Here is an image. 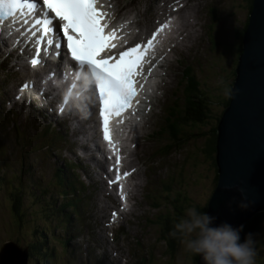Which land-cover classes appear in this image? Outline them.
Masks as SVG:
<instances>
[{"label": "rangeland", "instance_id": "rangeland-1", "mask_svg": "<svg viewBox=\"0 0 264 264\" xmlns=\"http://www.w3.org/2000/svg\"><path fill=\"white\" fill-rule=\"evenodd\" d=\"M135 1L139 0H119L117 12L121 14L134 6ZM196 2L200 3L199 21L191 20L189 28L196 31L194 42L198 51L196 47L182 63L177 62L180 58L176 55L170 58L173 60L171 72L177 75V80L171 79L168 97L164 96L158 105L155 100L146 118V123L150 120V124L139 138L145 143L141 149L145 165H138L141 172L134 176L138 186L142 182L134 199L136 205L131 200L132 211L124 220L120 216L115 223L114 210H109L112 213L107 216L109 226L101 224L100 209L105 204L116 205L104 196L95 173L97 168L88 160L89 153L80 150L83 143L89 147L86 140L93 136V131L86 130V135L74 132L76 124L68 119L56 128L49 113L44 117L36 109L26 107V102L11 105L13 97L9 96L15 95L21 73L19 69L15 74L7 65H11L14 58L4 60L7 48L0 46V249L10 240L25 248L35 238H42L39 232H44L49 244L46 247L55 248L51 264H116L110 252L116 253L118 264H194V256L186 252L181 243L174 252L166 247L162 231L167 218H172L175 206L170 198L178 197L182 205L196 207L204 205L213 190L215 167L202 150L214 124L209 122V126L202 129L206 132L204 136L198 127L194 129L188 123L182 125L180 131L170 127L176 120L190 122L193 113H200L197 107L202 97L215 111L234 79L237 46L241 41L239 32L249 14V0H195L194 4ZM193 8L188 12L193 14ZM195 54H202L201 60L193 59ZM14 113L16 117L11 118ZM134 143L133 148L137 142ZM61 173L62 186L56 177ZM144 173L151 177V182H147ZM80 182L84 193L79 192L74 197V209L79 213L76 212V217L72 215L67 226L58 223L59 216L49 218L40 212V201L50 202L47 198L50 187L58 195L54 200L59 208L65 200L59 196L65 184L68 185L66 190L71 192L70 184L76 186L77 183L80 189ZM13 190L20 205L18 214L22 215L19 222L9 206ZM104 212L107 215L106 209ZM32 261L29 259L28 263ZM253 262L264 264V246L255 253Z\"/></svg>", "mask_w": 264, "mask_h": 264}, {"label": "water", "instance_id": "water-1", "mask_svg": "<svg viewBox=\"0 0 264 264\" xmlns=\"http://www.w3.org/2000/svg\"><path fill=\"white\" fill-rule=\"evenodd\" d=\"M216 130L218 183L206 213L216 218L213 224L236 227L264 211V0H252L230 101ZM16 245L1 247L0 264H26L27 248Z\"/></svg>", "mask_w": 264, "mask_h": 264}, {"label": "bare ground", "instance_id": "bare-ground-1", "mask_svg": "<svg viewBox=\"0 0 264 264\" xmlns=\"http://www.w3.org/2000/svg\"><path fill=\"white\" fill-rule=\"evenodd\" d=\"M110 1L111 0H103V1H101V4H100L102 7V10H103V13H106V16H107L106 21L108 23L110 22V20H108V18L112 19V16H111L112 10L115 9L117 3L120 4L119 0H112L111 3H110ZM153 2L155 3L154 5H152ZM194 2H195V0H191V3H190V0H150V2H149V0H146L144 2H142L141 0L135 1L134 6H131L130 8L124 10L121 13V15L123 17L117 19L116 27L113 25V27L115 28V30H114L115 35H114V38H113L111 43L115 44L116 47L112 48L111 50L113 52H117V51L119 52V51L124 50L126 47H129V45H131V44H136L137 42L146 43L148 32L154 26H156L157 24L160 25V23H162L164 21V18H166L167 16H172L174 18V20L169 21L167 23V26H170V31L168 33L167 38L163 41V47L165 46L167 48V50H164V49L161 50L160 48L156 49L158 51V54H157L158 61L160 63H163V65L161 66V68H156L155 64L153 63L154 69H153L152 75L154 76L155 84L152 87H150V90L152 91V93L154 95L150 96L149 103L147 105H144V106L143 105L142 106L137 105V107H136L137 115H135L134 117L131 116V117L127 118L126 120H123L121 127H120V124H115L116 128H114L111 131L112 137L113 136L117 137V135H116L117 131L115 129L120 131L119 133L122 134V135H119V136H122V138H121L122 141L121 140L120 141L122 142L121 145H122L123 152H125L127 155V157H126V155H124V153L121 152V154L124 156L122 164H123V169L125 171H127V173L129 171H131V174L129 177V185L127 188V194L130 195V198L133 201L135 199V196L137 195V193L140 190V185L142 184V182H140V185L138 186V184H139L137 182L138 179L136 178L137 180H135L134 176L138 175L141 172L138 165H141V164L145 165V158H144V155L142 154L143 151L141 150L142 145H144L145 143H141L139 141V138H140V135L145 131V127L150 124V120H148V122L146 123V118L148 117L147 113L151 109L154 99L157 101V104H158L164 99V96L168 97L167 91L170 88L171 79H173V77H175L177 80V75L173 76L172 72H171L172 61L170 58H173L176 55L177 57L180 58L178 60V62L182 63V61H185L184 60L185 57L189 56L190 52L192 50L196 49V47H197L195 45V42H194V40L196 39V36H197L196 31L195 30L190 31V28H189L191 26V20H195L197 23L199 21V15L197 14V8L199 7L200 3L196 2L194 4ZM144 3H145V6H144ZM189 4H190L191 8L189 7ZM136 5L138 7H136ZM192 6L194 7L193 11H192L193 14L188 12L190 9H192ZM31 15H32V13H31ZM29 16H28V19H29ZM164 26H165V23H164ZM194 29H196V26ZM111 32H113V31H111ZM10 37L13 38L14 43H11V42H9V43L12 46V48H14L15 44L19 41V37L17 35H15V33L14 34L10 33L9 37H7L8 40L10 39ZM8 40L2 39L0 41V46H3L4 42H7ZM121 41L122 42L127 41V42L124 46H121V45H119V43ZM41 47H43V46L41 45ZM57 50L59 51V53H62L61 48H57ZM196 51H198V47H197ZM201 57H202V54H195L193 56V59L197 58L198 60H201ZM17 59L18 60H15L10 66L11 67H15V66L19 67L18 70L20 69L19 71L21 73V75H20L21 80H25L27 78V76H29V74L27 73V72H29V71H27V68H31V65H29V63H24V64L21 63L20 60L22 58H19V55L17 56ZM164 61H168V63L165 65ZM54 62H55V67L57 70L59 69V67L65 65L64 62L59 61V60H55ZM57 70H56V72H57ZM151 70L152 69L149 68L148 71H145L143 74L140 75V77L143 79V82L145 84L147 83V79H148V76L150 75ZM73 72L75 73V71H73ZM160 74H161V76H160ZM52 77L57 78L58 76H56V74H54V75H52ZM36 78L39 79L40 76L37 75ZM40 84H41L40 80H37L35 83L36 86H38ZM48 85H49L48 83L44 82L42 88L44 89ZM40 92L43 95L46 94V92H44V91H40ZM159 92H162L161 96H160ZM63 93L65 94V91ZM87 94L90 97H89V100L87 102V107L85 108V110H86V114H87L86 116H88V115L90 116V115H92V113L94 112V110L96 108V103L94 102V99L91 97V93L89 91L87 92ZM56 95L58 97H60L62 95V90L58 91L56 93ZM155 95H156V97H155ZM6 96L8 98V93H6ZM9 97H13V102L15 104L20 102L15 98V96H9ZM48 106L50 107V105H48ZM70 106H72L74 111H75L74 112L75 114L73 116V120H76L78 117L76 115H78V114L80 115L79 103L74 102V103L70 104ZM49 107L45 106L38 99H35L31 105L32 109H36V111H38L39 113H42L44 115V117H45V115H47L49 113V118H51L52 121H55L56 116H54L55 114L52 111H50L51 108H49ZM69 113L71 114V112H69ZM57 119H58V117H57ZM56 122H57V124L59 123V121H56ZM62 122H66V119H64ZM113 125L114 124H112L111 127ZM73 131L74 132H81V133H84L86 135V130H84L82 128L81 123H78V121H77V125L73 126ZM94 136H95V134H94ZM87 139H89V138H87ZM134 141H136L137 143H136L135 147L131 150L130 147ZM82 148L85 149L86 152L88 153V148H87V146H85V144H83ZM118 157L120 158L119 154H118ZM90 161L93 163H98V165L102 168V165L100 164V158L96 157L95 161H94L92 159V155H91ZM131 162H133L134 165ZM87 171H88V168L86 169V172ZM99 173L103 174V172L102 173L99 172ZM96 175L98 176V174H96ZM144 175L147 176V182H151V177L146 173H144ZM98 181L101 183V188H102V191L104 192V196L110 200L112 199V201H114L115 205H116V206H110L108 204L107 205L105 204L101 207V209H100V214H101L100 222H101V224H103L104 226H109L110 219L107 216L111 215L109 210H113V209L117 212H121V218L124 220L125 216L132 211V207L134 205L131 204L130 207L128 208V210L120 211L121 206H120L119 202L118 203L116 202L115 194L109 192L107 190V188H104V183L100 181L99 177H98ZM217 183H218V179L216 181V184L214 185L215 186L214 188H216ZM82 185H83L82 182H80V186H82ZM76 186H77V184H76ZM214 188H213L210 196L212 195ZM142 196L144 197L143 194H142ZM210 196L207 200V204L210 200ZM134 204H135V201H134ZM105 209L107 211V215H105V212H104ZM207 209H208V206H207ZM58 223L61 224V221L59 219H58ZM9 242H13V243L17 244L22 250L26 249V247L23 248L22 246H20L18 243L14 242V241L10 240ZM110 254H113L112 256L115 260V263L118 264L117 259H119V258H118V256H116V253L110 252ZM26 256H27V254H26ZM197 260H198V256H197ZM28 261H29V255L27 257L26 264H30V263H28ZM196 263H197V261H196Z\"/></svg>", "mask_w": 264, "mask_h": 264}, {"label": "snow or ice", "instance_id": "snow-or-ice-1", "mask_svg": "<svg viewBox=\"0 0 264 264\" xmlns=\"http://www.w3.org/2000/svg\"><path fill=\"white\" fill-rule=\"evenodd\" d=\"M38 3L39 0H0V24L3 23V17L12 16L23 5L36 13ZM95 3L96 0H42L43 8L50 10V13L45 12L43 14L42 24L43 32L51 33L53 31L51 25L54 21L49 19V16L54 14L56 18H59L61 23L58 27L59 31L63 32L62 40L67 42L66 56L73 62L68 67L76 69L77 80L80 79L79 69L86 67L89 70L91 82L98 93L103 139L107 141L110 139L109 117L128 107L136 95L134 77L138 67L142 64L145 53L141 50L142 45L138 43L120 51L116 59L107 53H105L104 58H100L98 54L103 50L116 47L115 44L111 43L115 33L114 31H105L107 23H101V21L106 14L100 12L94 6ZM24 23L26 24L27 21L25 20ZM36 23L39 24L41 21L36 20ZM159 31L160 29L157 28L152 33V37H155ZM62 40L56 41L57 48H63ZM39 43L38 40L37 44L39 45ZM47 43L51 45L53 40L48 39ZM149 44H151V39L143 47L147 48ZM40 51L41 49L37 47V54ZM30 64L36 67L42 65L43 61H40L37 55V58L30 59ZM28 86L27 84L23 85L22 90ZM74 86H70L69 92ZM64 102L67 103V99ZM117 164H119V157H117ZM124 175H128V173H124ZM117 179H119V175ZM121 199H124L123 195H121Z\"/></svg>", "mask_w": 264, "mask_h": 264}, {"label": "trees", "instance_id": "trees-1", "mask_svg": "<svg viewBox=\"0 0 264 264\" xmlns=\"http://www.w3.org/2000/svg\"><path fill=\"white\" fill-rule=\"evenodd\" d=\"M248 7H249V14H250L251 7H252V0H249ZM249 14H248L247 20L244 23V27L242 28L241 32H239V38H241V39H242L243 32L248 25ZM241 49H242V44L240 41L239 45L237 46V57L240 54ZM236 62H237V60H236ZM234 73L235 72H233L234 79H235ZM234 79L231 82V84H229V88L227 90H225L226 95L223 96L222 98H220V103L216 107L215 111L211 110V107L208 103V100H207V102H205L204 97H202V101H200V104L197 107V109H200V113H193V117L190 118L191 119L190 122L189 121L182 122V121L176 120L175 124L171 125V127H170L173 130L180 131L182 128V125L186 126V124L188 123L191 126L193 125L194 129H196L198 127V129L201 131V133H200L201 136H204V134L206 132H202V129L205 128L206 126H209V122H212L214 124L212 127V130L210 132V136L208 135L205 148L202 150V154H205L204 156H207L210 160H212V163H213L212 165L215 167L214 185L216 184L217 177H218L217 166H216V157H215L216 136H217L216 127L219 123V120H220V117L222 115L223 110L227 107V105L230 101L231 88H232ZM213 105H214V103H213ZM215 105H216V103H215ZM220 106H221V110H219ZM187 119L189 120V118H187ZM172 137L176 141L179 140L175 136H172ZM62 176H63L62 173L60 175H56L58 184L60 186H62V184H60L59 179L62 178ZM70 185L72 187L71 192L66 190V187H68V185L65 184V186H64V184H63V186H64L63 192L60 193L59 196L63 197L65 200L63 203H60L59 208L57 207V205L55 203L54 198L56 196V193L53 192L54 190L52 187H50V191L48 193L49 196H47V198L50 202H48V204H44V199H43L42 201H40V205H39L41 213L48 216L49 218L59 216V220L62 222V224L66 225V226L68 225V220L71 219L72 215H74L76 217L78 215L77 213H79L77 208L74 209V205H75L74 197L76 195L75 190L77 191V186H75L74 184H70ZM214 187L215 186H213V188ZM24 189H26V188H24ZM44 189H46V188H44ZM15 195L16 194L14 193V190L11 191V198L9 199V206H10V210H11L12 215L15 214L17 221L19 222V221H22V217H21L22 215L18 214V211L20 210L19 209L20 205L18 204V201H17ZM57 196H56V198H57ZM22 198H25V197L22 196ZM170 200L171 201L173 200V202H175V206L173 209V214H171V216H170L172 218H169V219L167 218V222H166L164 231H162V236L164 238L163 240L167 244V248H169V250L171 249V251L174 252L179 247V245L181 243L180 237L178 235L172 236V235H170V233L173 230L174 223L177 222V220L185 214V210L187 209L188 206H187V204L185 206L182 205L181 204L182 200L180 201L178 199V197H175L172 199L170 198ZM59 209H62V211ZM196 209L198 211L206 212L207 202L204 205H197ZM175 212H176V214H174ZM65 216H67L68 219ZM39 233H41L42 238L37 237L26 245V247L28 248L29 259H33L32 264H51L50 259L55 256V248H53V247L48 248L49 244L47 241L48 238H47L46 234L44 232H39ZM245 233H251L252 234V240H253L252 247H253L255 253L260 252V249L264 246V211H260V212L255 213L243 225V229L240 232L241 240H243ZM37 236H39V235H37ZM46 246H48V247H46ZM64 248L66 249L65 246H64ZM193 256H194L193 262H194V264H197L196 263L197 256H195V255H193Z\"/></svg>", "mask_w": 264, "mask_h": 264}, {"label": "clouds", "instance_id": "clouds-1", "mask_svg": "<svg viewBox=\"0 0 264 264\" xmlns=\"http://www.w3.org/2000/svg\"><path fill=\"white\" fill-rule=\"evenodd\" d=\"M79 72L80 80L87 87L92 80L89 70L85 67ZM245 206L243 203L239 205L241 208ZM215 219L214 216L190 206L185 210L184 216L174 223L170 235H178L185 251L199 256L201 264H254L252 234L245 233L241 240L243 225L233 227L225 222L213 224ZM165 245L167 247L166 242Z\"/></svg>", "mask_w": 264, "mask_h": 264}]
</instances>
